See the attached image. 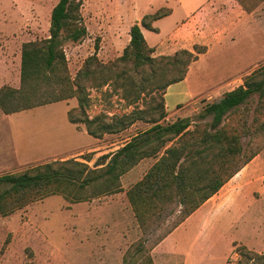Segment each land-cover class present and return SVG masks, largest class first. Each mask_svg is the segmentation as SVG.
Returning a JSON list of instances; mask_svg holds the SVG:
<instances>
[{
	"label": "rangeland",
	"instance_id": "374dc122",
	"mask_svg": "<svg viewBox=\"0 0 264 264\" xmlns=\"http://www.w3.org/2000/svg\"><path fill=\"white\" fill-rule=\"evenodd\" d=\"M57 1L0 0V87L19 86L22 45L48 37L50 12ZM76 1L81 3L79 13L86 28V35L77 43L62 42L71 78L75 77L84 60L93 54L101 63L112 62L121 56L129 42L131 25L141 15L150 12L149 10L162 2V0ZM200 1L192 0L191 7L197 6ZM231 2L238 4L250 15L251 44L255 51L263 50L262 58H257L259 60L253 63L249 72L251 73L264 65V0ZM175 47L176 45H171L163 55H168L167 52L172 53ZM152 56L158 57L161 54ZM208 60L206 65L214 62L215 57L210 56ZM198 74L196 70L189 74L186 83H189L191 90L199 85L193 83L201 85L218 78L211 73L198 78ZM167 89L168 87L165 94ZM176 89L173 88L165 99L167 116L162 124L172 122L176 118L194 117L213 101L205 94L185 103L187 98ZM120 93L118 89L112 90L111 86L89 90L90 105L85 111L87 116L92 118L104 114L108 121L114 115L130 113L134 107L144 109V102H149L150 96L154 94L146 96L142 93L135 104L128 105L121 99ZM257 100L256 95L251 97L246 109L240 111L238 115L240 120L230 116L223 124L238 128L246 119L245 123L249 125ZM76 107V100L69 99L23 111L6 119L0 116V175L18 173L30 166L66 159L83 161L90 158L87 164L93 168V164L100 156L114 153L133 135L150 126L136 122L121 133L105 134L102 138L96 139L86 133L82 124L68 122V111ZM204 121L209 122L210 118L207 117ZM240 144L248 153L254 147L262 146L261 151L264 152V145L259 137H241ZM155 161L145 159L124 174L120 179L121 192L93 197L78 203H70L61 195H49L8 216H0V264H122L125 254L134 253L135 245L139 242L145 247H151L178 220L180 208L177 202L166 205L160 218L153 220L144 232L137 225L126 192L143 178ZM260 175H264V170ZM260 175L246 183L239 197L233 198L231 195L222 197V192L225 191L223 189L213 200L216 203L214 209L224 212L218 214L222 217L215 219L218 229L213 243L216 245L214 251L218 259L216 264H224L223 258L228 256L227 261L235 264L239 256L233 255V252L240 246H245L258 254L264 253V245L257 234L260 229L258 227L264 224V203H258L264 190ZM91 192L92 190L88 189L87 195ZM223 215L228 217L224 218L226 216Z\"/></svg>",
	"mask_w": 264,
	"mask_h": 264
},
{
	"label": "trees",
	"instance_id": "16d2710c",
	"mask_svg": "<svg viewBox=\"0 0 264 264\" xmlns=\"http://www.w3.org/2000/svg\"><path fill=\"white\" fill-rule=\"evenodd\" d=\"M80 6L76 0H58L50 12L48 37L22 45L19 86L0 87V111L12 115L75 99L77 107L68 111V122L82 124L93 138L121 133L136 122L150 126L132 136L114 153L100 156L93 168L87 164L90 158L66 159L0 175V216H8L49 195H61L70 203H78L121 192L120 179L124 174L145 159H155L143 178L127 190V200L137 225L144 232L153 220L160 218L168 204L177 202L178 220L151 247L139 242L134 253L125 254L122 261V264H153L150 256L153 246L261 151L263 146L254 147L248 153L246 148L242 149L240 139L259 137L264 145V65L245 76L240 86L224 93L218 101L208 103L194 117L176 118L162 124L167 116L166 88L184 80L189 66L206 48L194 45L192 50L153 57L154 48L147 45L139 25L134 23L121 56L101 63L93 54L71 78L62 42L77 43L85 37ZM168 13L167 9H159L143 16L140 25L154 31L151 23ZM103 86L120 90L121 99L128 105L135 104L142 93L154 94L149 102H144V109L134 107L130 113L114 115L108 121L104 114L89 118L85 112L90 105L89 90ZM254 95L258 100L249 125L246 119L238 128L223 124L230 116L240 120V111L246 109ZM207 117L209 122L204 121ZM88 189L92 192L87 195ZM235 250L239 256L235 264H264V253H255L245 246Z\"/></svg>",
	"mask_w": 264,
	"mask_h": 264
},
{
	"label": "crops",
	"instance_id": "0c3cea01",
	"mask_svg": "<svg viewBox=\"0 0 264 264\" xmlns=\"http://www.w3.org/2000/svg\"><path fill=\"white\" fill-rule=\"evenodd\" d=\"M191 6L192 0H162L161 4L141 15L134 23L139 25L147 45L154 48L156 55L165 54V50L171 45H176L173 49L175 51L192 50L194 45L206 48V52L199 54L197 60L189 66L184 80L168 87L164 101L173 88H177L178 93L187 98L185 103L205 94L209 95L212 102H216L224 93L242 84L243 77L249 74L253 63L262 58L263 50L253 49L251 44L252 19L238 4L231 0H201L197 6L193 8ZM159 9H167L169 13L151 23L154 31H149L140 25L143 16L153 14ZM172 53L167 52L166 54ZM210 56L215 57V61L206 65ZM193 70L198 71V78H203L208 73L218 78L211 83H201V85L193 83L196 86L199 85L191 90L189 83L186 82ZM0 114L5 119L11 116L4 115L1 111ZM263 158L262 150L230 178L216 194L154 245L150 251L153 264H216L218 259L215 257L216 245L213 243L218 229L215 219L222 217L218 214H224V212L214 209L216 203L213 200L223 189L225 191L222 192V197L228 195L233 198L239 197L246 183L259 176L264 170ZM263 178L264 175L262 185ZM258 203H264V190L261 192V199ZM242 216L243 214L240 218ZM263 225L258 227L260 229L259 233L257 232L262 245H264ZM233 255L237 256L235 252ZM228 257L223 258L224 264H233L227 261Z\"/></svg>",
	"mask_w": 264,
	"mask_h": 264
}]
</instances>
